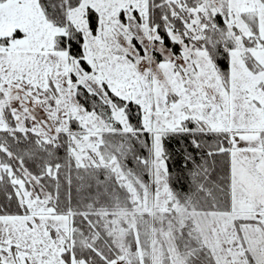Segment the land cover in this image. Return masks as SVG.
Listing matches in <instances>:
<instances>
[{"label":"snow or ice","instance_id":"1","mask_svg":"<svg viewBox=\"0 0 264 264\" xmlns=\"http://www.w3.org/2000/svg\"><path fill=\"white\" fill-rule=\"evenodd\" d=\"M0 264H264V0H0Z\"/></svg>","mask_w":264,"mask_h":264}]
</instances>
